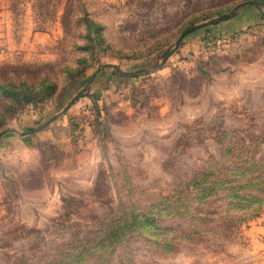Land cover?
Here are the masks:
<instances>
[{
  "label": "rangeland",
  "instance_id": "rangeland-1",
  "mask_svg": "<svg viewBox=\"0 0 264 264\" xmlns=\"http://www.w3.org/2000/svg\"><path fill=\"white\" fill-rule=\"evenodd\" d=\"M246 5L0 0V264H264V23L184 37Z\"/></svg>",
  "mask_w": 264,
  "mask_h": 264
},
{
  "label": "crops",
  "instance_id": "crops-1",
  "mask_svg": "<svg viewBox=\"0 0 264 264\" xmlns=\"http://www.w3.org/2000/svg\"><path fill=\"white\" fill-rule=\"evenodd\" d=\"M261 5L264 7V0H261ZM264 23V11L257 7V5H246L245 7L239 9L237 14L224 23H221L217 26L202 28L197 30L189 35L190 40L195 39L197 36H202L205 31H213L219 35L224 34L234 35L241 32H244L253 27H261ZM10 139L14 137L7 136V145H9Z\"/></svg>",
  "mask_w": 264,
  "mask_h": 264
},
{
  "label": "trees",
  "instance_id": "trees-1",
  "mask_svg": "<svg viewBox=\"0 0 264 264\" xmlns=\"http://www.w3.org/2000/svg\"><path fill=\"white\" fill-rule=\"evenodd\" d=\"M226 19H228L227 16H223V17H220L219 19L215 20L213 23H214V24H217V23H219V22H221V21H224V20H226ZM201 27H203V26H201ZM201 27L190 28V29L186 30V31L184 32V37H186L187 35H189V34L195 32L196 30H198V29L201 28ZM203 190H205V189H203ZM235 193H236L235 196H234L235 199H236V198H242V199L245 198V197H242V196L237 195V193H238L237 191H236Z\"/></svg>",
  "mask_w": 264,
  "mask_h": 264
}]
</instances>
